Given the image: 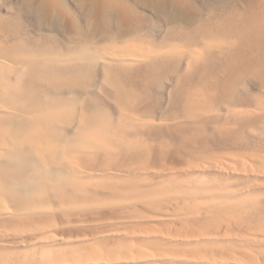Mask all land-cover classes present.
I'll list each match as a JSON object with an SVG mask.
<instances>
[{"label":"bare ground","instance_id":"obj_1","mask_svg":"<svg viewBox=\"0 0 264 264\" xmlns=\"http://www.w3.org/2000/svg\"><path fill=\"white\" fill-rule=\"evenodd\" d=\"M8 1L14 22L27 17L43 27L55 18L66 36L89 39L45 57L46 72L34 57H5L11 48H2L0 264H264V152L201 146L206 124L227 115L234 120L216 126L221 138L238 137L240 119L252 133H264V69L250 61L258 59L252 45L264 44V0H247L245 17L235 6L210 8L206 22L201 10L191 11L194 0H151L160 9L176 4L171 18L196 29L178 30L161 47L143 37L130 0H79L85 27L65 0ZM112 23L117 35L107 31ZM0 34L9 32L0 25ZM100 65L124 111L117 125L103 114H83L76 123L66 100L55 104L49 93L46 104L33 94L39 81L60 89L62 82L91 81ZM28 71L37 78H19ZM180 72L174 103L190 124L176 131L191 154L184 167L160 171L135 130L165 123L135 113L157 78ZM252 77L260 83L255 98L231 105L230 92ZM72 121L75 136L63 142L60 126ZM31 172L41 177L32 190L13 187ZM70 225L106 231L78 239L57 234Z\"/></svg>","mask_w":264,"mask_h":264},{"label":"rangeland","instance_id":"obj_2","mask_svg":"<svg viewBox=\"0 0 264 264\" xmlns=\"http://www.w3.org/2000/svg\"><path fill=\"white\" fill-rule=\"evenodd\" d=\"M65 5L76 13L80 19L82 27L87 25L86 19L82 17V8L79 5V0H65ZM196 5H193L194 10H201L203 14V22L208 19L207 13L210 12V8H213L215 13L225 10L227 8L235 6L238 9V13L246 16L245 9L247 8V0H194ZM134 9L138 13L139 26H142L141 33L143 37L149 41L151 45L161 47L168 42L175 39V33L180 34L178 30L184 29L188 32H194L196 29L194 26H186L181 22L174 21L171 16L176 11V4L154 7L151 4V0L136 1L130 0ZM210 4V5H209ZM199 6V7H198ZM190 11V12H191ZM41 15V14H40ZM16 16L15 12L9 7L8 0H2L0 2V25L9 32V34H0V55H4L2 52L3 46H10L11 52L6 53L5 57H12L13 55H27L36 59V62L41 65V69L46 72L44 66V58L50 57V55L56 52H67L77 49L78 44L88 42V36H82L80 38L66 36L64 30L60 27V22L57 19L48 20L47 26L40 27L38 22L34 19L23 17L20 22H14L13 18ZM107 31L113 35H117L119 31L117 25L112 23L107 26ZM26 50V51H23ZM252 51L257 53V60H250L252 67H261L264 69V44L261 46L252 45ZM49 52V53H46ZM250 54V52H249ZM253 55V54H252ZM251 55V56H252ZM260 57V61L258 62ZM228 60V59H227ZM183 71V70H182ZM221 71V69H218ZM143 74H138L142 76ZM182 72L175 74H168L166 78H157L155 80L152 93L145 92L144 83L139 89L146 93V97L139 100V110L135 113L136 116L146 119L154 120L157 122L163 121L165 124L162 127H152L135 130V133L139 135L142 142L150 145L148 148V156H150V166L156 167L158 170L169 168H181L184 167L186 160L190 157L191 152L178 144L181 140L180 135L177 134L176 125L180 124L181 127L189 126V121H186L181 115L182 107L174 103L177 91L180 89L182 83ZM12 80H18L16 75H11ZM20 79H25L31 82L37 78V75L28 71L25 75L20 76ZM73 81V80H72ZM103 65L99 66L95 77L91 80H84L77 87H69L66 83H61V89L57 85H49L45 82H36L34 86V96L43 103H50L49 93L56 96L55 104L66 100L69 104L73 105L75 111V122H79L83 114H87L90 117L105 115L108 122H113L117 125L119 119L122 116L118 103L113 99L115 90L110 86L104 84ZM132 80L125 81L126 86L133 84ZM41 86L47 92H36V88ZM260 83L254 77L248 78L242 85L236 88L235 92L232 90L230 95L233 97V103L231 105L245 106L249 98L252 100L258 93ZM1 93V90H0ZM22 104V102H20ZM23 105V104H22ZM234 118L230 115L222 117L219 122L215 124L207 123L206 143L201 146L204 151L211 152L214 149L225 148L230 150L235 146L243 150L264 152V133L255 132L252 133V129L245 127L244 120H237L236 130L238 131V137H234L230 140L221 138L216 130V126L224 125L230 126ZM72 121L71 125H61L64 142L67 139H73V130L70 129L75 125ZM66 128H68L66 130ZM167 142L168 144L166 145ZM2 171V170H1ZM32 173V172H31ZM41 177L37 173L32 175L27 174L26 179L21 182L13 183L19 191H24L27 186L31 187V190L39 183ZM15 181V180H12ZM31 196V195H29ZM114 213L117 211L114 210ZM106 229L97 226L94 228H74L72 225L67 226L65 229L57 231L58 235L66 237H72L78 239L80 236H92L94 234H102ZM78 247H84V243L75 242Z\"/></svg>","mask_w":264,"mask_h":264}]
</instances>
